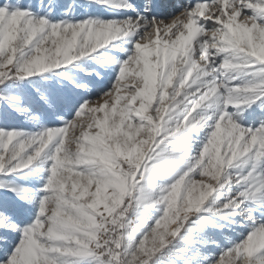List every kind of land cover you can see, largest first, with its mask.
<instances>
[{
	"label": "snow or ice",
	"instance_id": "1",
	"mask_svg": "<svg viewBox=\"0 0 264 264\" xmlns=\"http://www.w3.org/2000/svg\"><path fill=\"white\" fill-rule=\"evenodd\" d=\"M0 264H264V0H0Z\"/></svg>",
	"mask_w": 264,
	"mask_h": 264
}]
</instances>
